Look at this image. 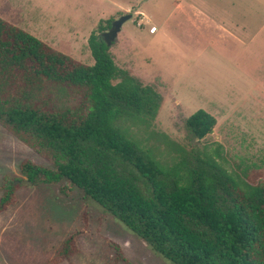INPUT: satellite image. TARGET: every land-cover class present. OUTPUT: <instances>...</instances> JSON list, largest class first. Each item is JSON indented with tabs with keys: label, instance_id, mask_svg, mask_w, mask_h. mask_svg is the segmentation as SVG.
Instances as JSON below:
<instances>
[{
	"label": "trees",
	"instance_id": "16d2710c",
	"mask_svg": "<svg viewBox=\"0 0 264 264\" xmlns=\"http://www.w3.org/2000/svg\"><path fill=\"white\" fill-rule=\"evenodd\" d=\"M114 21L91 37L88 65L0 17V123L54 165L27 160L20 181L81 190L173 264H264V181L251 183L166 134L158 135L178 153L173 165L145 146L136 130L151 131L163 96L116 63L103 38ZM217 122L201 109L185 126L199 143ZM19 187L2 188L0 214ZM74 242L67 239L63 257Z\"/></svg>",
	"mask_w": 264,
	"mask_h": 264
},
{
	"label": "rangeland",
	"instance_id": "374dc122",
	"mask_svg": "<svg viewBox=\"0 0 264 264\" xmlns=\"http://www.w3.org/2000/svg\"><path fill=\"white\" fill-rule=\"evenodd\" d=\"M9 2L14 4L17 0ZM124 2L132 7L130 11L110 19L127 14H132V18L124 23L117 41L111 45V53L120 67L154 86L163 96L162 111L151 131L135 129L137 136L145 146L158 148V158L167 165L179 159L178 153L158 134L168 135L188 151L206 152L228 171L251 183L264 181V69L259 70L264 59V37L253 40V45L243 51L242 46L236 45L235 53H223L216 46L225 39H212L216 46L209 40L198 39L192 28H197V24L191 22L190 15L189 22L179 23L182 32L175 19L165 25L175 13L174 0ZM7 3L8 0H0L2 13L9 14ZM91 3L94 7L95 3L89 0ZM221 3L217 1L218 6ZM255 5L254 0H225L221 6L236 21L245 15L250 18V22H236L235 26L246 25L255 38L261 24L255 16L264 17V8ZM49 6L30 7L19 15L18 21L45 28L51 20H57ZM101 7L98 10H103L102 15L88 17L89 20L81 16L69 22L62 14L58 19L62 30L47 31L46 37L67 55L93 65L90 39L100 35L99 25L109 20V13L119 11L107 1ZM216 10L219 14L223 11ZM135 11L147 15L142 23ZM185 11L196 14L197 8L186 7ZM154 25L161 29L157 35L150 34ZM201 109L218 122L211 134L194 143L185 124ZM27 160L42 167H54L0 123V202L7 182L14 184L25 179L21 165ZM63 184L42 187L17 184L21 187L14 193L13 204L0 214V264H123L116 259V245L133 264H173L97 202L84 200L81 190L63 192ZM71 236L75 238V251L66 258L61 251Z\"/></svg>",
	"mask_w": 264,
	"mask_h": 264
},
{
	"label": "crops",
	"instance_id": "0c3cea01",
	"mask_svg": "<svg viewBox=\"0 0 264 264\" xmlns=\"http://www.w3.org/2000/svg\"><path fill=\"white\" fill-rule=\"evenodd\" d=\"M17 0L14 4L9 2L8 0V9L9 14L2 13L0 11V17L5 19L6 21L12 23L13 25L20 27L21 29L29 32L30 34L34 35L35 37L43 40L44 42L48 43L49 45L53 46L54 48L60 50L62 52V49L59 45L56 43L51 42L49 39L50 37H46L45 34L47 31L57 33L61 31V25L59 24L58 19L63 14L64 17H67L69 22H74V20L79 19L81 16L86 18L88 17H98L100 14L102 15V9L98 10L99 8H102L104 3L107 1L112 6L118 8L119 11H115V13L108 14L107 19L114 18L116 15H122L124 13H127L132 8L131 6L127 5L124 0H92V2L95 3V6L93 7L92 3L89 4V0ZM142 0H138V2H141ZM217 1L219 0H174L173 6L175 7V13L172 14L170 19L168 18L165 22V25L168 26L172 21V19L177 20V28L181 31L179 23H186L189 22L188 15H190L191 22L194 24H197V28L195 26H192L193 30L198 36V39H206L211 42L213 46H216L211 41L212 39H225V41L219 43L218 47L221 52L223 53H235L234 51L236 49V45L242 46L243 51L245 49L250 48L251 45H253V40H259L264 37V17H258L255 16V19L258 21H261L260 28H259V35L257 37H252L250 32L247 30V26H235L236 22H240V24H246V22H250L246 15L243 16L244 18L239 19L238 21L234 20L235 18L231 17L232 13H226V10L223 9L221 6L223 4V1L220 0L222 3L220 6L217 5ZM237 1V0H236ZM255 6L259 8H264V1L263 0H254ZM49 6L48 10L52 11V17L54 18L55 15L57 16L56 19L51 20L50 24L46 25L45 28L37 27L35 23H20L21 21H18V17L20 14L24 13L26 9H29L30 7H45ZM238 5V4H237ZM229 6V5H226ZM233 6H236L234 3ZM186 7H193L197 8L196 14H190V13H184ZM216 8H222V13L219 14L216 12ZM135 13H139L141 16L140 23L146 19L147 15L145 13H142L141 11H135ZM223 13L226 16H223ZM174 16V17H173ZM52 19V18H50ZM106 19V20H107ZM103 20V19H101ZM180 20V21H179ZM228 23L234 24L232 26ZM99 23L95 26L97 28ZM142 24H140L141 26ZM67 30H70L69 25H67ZM161 29L158 28V32L155 34L150 33L151 35H157ZM182 32V31H181ZM184 35V34H183ZM78 36V35H77ZM222 36V38H221ZM260 37V38H259ZM223 43V44H222ZM235 44V45H232ZM232 45V46H231ZM239 47V48H240ZM64 53V51H63ZM263 53V52H261ZM66 54V53H65ZM262 65L259 67V70L264 69V59L261 63ZM264 86V83L262 84Z\"/></svg>",
	"mask_w": 264,
	"mask_h": 264
},
{
	"label": "water",
	"instance_id": "95a60500",
	"mask_svg": "<svg viewBox=\"0 0 264 264\" xmlns=\"http://www.w3.org/2000/svg\"><path fill=\"white\" fill-rule=\"evenodd\" d=\"M131 18H132V14H127L113 22L111 29L103 34V38L108 45L111 46L117 41L118 36L120 32L122 31V27L124 23ZM17 184H21L23 186L33 185V183L28 180H24V181L19 180L14 183V185H17Z\"/></svg>",
	"mask_w": 264,
	"mask_h": 264
},
{
	"label": "built area",
	"instance_id": "2783aa9c",
	"mask_svg": "<svg viewBox=\"0 0 264 264\" xmlns=\"http://www.w3.org/2000/svg\"><path fill=\"white\" fill-rule=\"evenodd\" d=\"M157 32H158V27H157L156 25H154V26H152V27L150 28V33L155 34V33H157Z\"/></svg>",
	"mask_w": 264,
	"mask_h": 264
}]
</instances>
